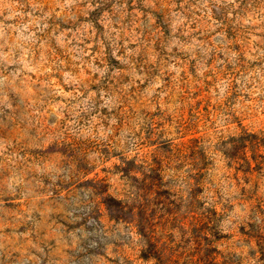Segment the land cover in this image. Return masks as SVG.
Returning a JSON list of instances; mask_svg holds the SVG:
<instances>
[{
	"label": "rangeland",
	"instance_id": "1",
	"mask_svg": "<svg viewBox=\"0 0 264 264\" xmlns=\"http://www.w3.org/2000/svg\"><path fill=\"white\" fill-rule=\"evenodd\" d=\"M212 259L264 264V0H0V264Z\"/></svg>",
	"mask_w": 264,
	"mask_h": 264
},
{
	"label": "trees",
	"instance_id": "2",
	"mask_svg": "<svg viewBox=\"0 0 264 264\" xmlns=\"http://www.w3.org/2000/svg\"><path fill=\"white\" fill-rule=\"evenodd\" d=\"M110 202H111V204L110 203H109V205L107 204V208H110L109 206L115 207V206H119V205L121 206L122 205L121 202H119V201H117V200H115L113 198H110ZM120 209H121V212H124L123 208H120ZM210 264H218V263H216V259H214V261L212 259V263H210Z\"/></svg>",
	"mask_w": 264,
	"mask_h": 264
}]
</instances>
